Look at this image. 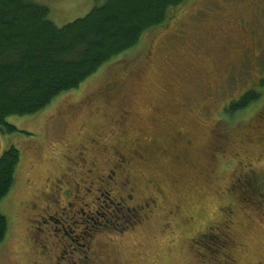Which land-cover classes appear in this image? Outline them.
<instances>
[{"label": "rangeland", "instance_id": "obj_1", "mask_svg": "<svg viewBox=\"0 0 264 264\" xmlns=\"http://www.w3.org/2000/svg\"><path fill=\"white\" fill-rule=\"evenodd\" d=\"M27 1L47 6L59 27L103 2ZM217 33L229 37L217 42ZM195 38L204 53L188 78L193 66L185 55ZM257 84L254 104L224 113ZM124 110L122 128L116 119ZM6 122L18 132L0 131V155L15 146L20 161L0 200L8 221L0 264H81L84 243L104 264H264V0H189L77 89L36 115ZM172 125L191 141L186 161L174 154L184 141H167ZM137 140L150 152L116 170L128 173L133 201L127 203L154 199L134 224L117 219L122 213L105 197L96 198L97 184L87 189L115 163L113 149L127 153ZM117 188L115 196L124 194Z\"/></svg>", "mask_w": 264, "mask_h": 264}, {"label": "trees", "instance_id": "obj_2", "mask_svg": "<svg viewBox=\"0 0 264 264\" xmlns=\"http://www.w3.org/2000/svg\"><path fill=\"white\" fill-rule=\"evenodd\" d=\"M188 1L103 0L85 16L59 27L45 5L0 0V131L18 132L6 122L8 116L40 113L104 63L135 47L149 30L164 26L169 12ZM259 87L253 85L229 101L224 113L233 116L254 104ZM19 161L15 146L0 155V200L14 182ZM7 231L8 221L0 213V242ZM209 238L215 242L217 236Z\"/></svg>", "mask_w": 264, "mask_h": 264}, {"label": "flooded vegetation", "instance_id": "obj_3", "mask_svg": "<svg viewBox=\"0 0 264 264\" xmlns=\"http://www.w3.org/2000/svg\"><path fill=\"white\" fill-rule=\"evenodd\" d=\"M242 22L243 20H240L238 23V27L240 31H244L245 28H242ZM218 31H222V29L220 28ZM183 32V31H182ZM214 36L216 37V41L219 42V40H227L229 35L225 34V36H220L219 33L214 34ZM222 38V39H221ZM221 41V42H222ZM190 54L185 55L186 58L188 60H190L192 62V68L188 66L184 76L191 78L194 74V72H196L198 70V67H200V65L202 64V58H203V51L204 49L202 48L203 43L199 40V38H195L193 41L190 42ZM194 70V71H193ZM193 71V72H192ZM184 76H181L180 81L177 83V89H180L177 96L181 95L180 91H181V83L184 80ZM209 95V92L206 93V96ZM180 105L181 102L179 101ZM189 104H191L190 102H187L185 104V106H189ZM178 105L179 109H181V106ZM192 105V104H191ZM74 105H72L73 107ZM75 107H78V105L76 104ZM120 109V107H119ZM65 110V109H64ZM129 112L128 111H121L120 114H118V118L116 119V123L118 126H121L122 128L126 125L125 122L129 117ZM125 131V130H124ZM167 141L169 143V145H173V142L177 141V140H182L184 141V145L180 148H178V146H175V156H178L179 159L186 161L187 159V155H188V150L186 149V147L189 145H191V141L189 139H187L185 137L184 131L182 129L179 128H174L173 125L171 126V128L169 129V132L166 133ZM97 138L99 140V135L97 134ZM95 141V139H93V143H97L98 142ZM140 141V140H139ZM137 140V142L135 144H128L129 147H127V153L125 152H121L118 150H114L113 149V153L116 154V161L113 164L112 167H110L108 169V171H106L105 173L97 176V181H91V185L90 188H88V192H92L93 190V186H95V195L96 198L99 199L101 197H105V199H107L109 201L110 204L108 205H114L116 207V212L122 213L121 215H117V219H124L125 221H127L126 223L129 222V220L134 223V224H138L140 223V219L143 217L142 216V210H147L150 211V208L152 207V204L154 203V199L152 197H148L146 199H144L141 202L138 203H127L128 200L133 201V194L131 193V191H133L132 185H130V181L128 179V173L124 170V171H116L117 169H119V167H121V164L123 165L124 168V163H130L134 157H141L142 155L146 154V152H150V146L147 144H142V143H138L139 142ZM150 141V140H149ZM157 138H152L151 140V147L154 144H157ZM147 146V147H146ZM80 148L83 147V145L79 146ZM158 149H163V146H158ZM104 150V149H102ZM166 150V149H164ZM152 151V148H151ZM83 152L81 151L80 154H82ZM130 155V156H128ZM85 159V158H84ZM94 165V162L91 163V165ZM90 171V170H87ZM117 175V177H116ZM248 175V174H247ZM150 183V185H154V181L150 180L148 181ZM95 184V185H94ZM119 187V189L117 188ZM92 188V189H91ZM114 188H117L116 193H118V191L120 189H124V194L122 195H118L115 196L116 194H113V192L111 190H113ZM79 191V190H78ZM113 195V196H111ZM85 206L87 205V203H84ZM145 215V214H144ZM146 216V215H145ZM138 217V218H136ZM147 217V216H146ZM46 218L48 220H51L52 217L48 214L45 218H44V222L46 221ZM136 218V219H135ZM145 219L143 218V221ZM209 232V231H208ZM200 233L197 236L194 237L195 240H199L200 237L202 238H206V236L209 235V233ZM65 235H68L67 232L65 231ZM77 237V236H76ZM195 240H193L195 242ZM87 245V247H86ZM82 246H85L86 249H84V254L80 257V261L82 262L81 264H104L98 257L94 256V251L91 250L90 244L88 243H84L82 244ZM75 264L77 262H74ZM108 264V263H107Z\"/></svg>", "mask_w": 264, "mask_h": 264}]
</instances>
